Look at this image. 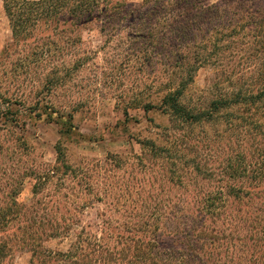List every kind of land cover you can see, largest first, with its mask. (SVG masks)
<instances>
[{"label": "rangeland", "instance_id": "1", "mask_svg": "<svg viewBox=\"0 0 264 264\" xmlns=\"http://www.w3.org/2000/svg\"><path fill=\"white\" fill-rule=\"evenodd\" d=\"M110 1L138 6L143 0ZM98 26L61 27L54 32L52 27H39L35 37L16 43L0 2V90L4 97H11L10 110L19 114L14 124L0 117V206L11 205L10 194L17 192L14 199L21 205V216L14 226L32 227L3 264H63L57 252L72 248L82 231L83 237L95 234L112 247L117 240L136 239L126 226L143 221H156L153 226L157 225L164 240L160 250L169 252L170 240L164 228L190 232V227L204 222L203 237L210 240L200 252L203 264H264V239L256 231L263 220V202L217 205L215 210H220L221 217L214 224H209L208 207L203 203L209 192L224 193V181L232 168L226 166L233 163L229 159L241 155L251 162L252 143L246 140L245 131H239L241 137L237 138L230 134L229 123H212L196 126L192 133L187 132L189 137L185 132L181 137L171 136L167 115L156 111L146 114L139 107L146 102L158 103L168 88L177 85L163 50L158 55L151 53L144 39L133 35V27L116 33L100 32ZM237 32L240 35L223 40L219 35L216 40L202 38L184 52L197 67L184 100L193 103L209 90L217 66L200 63L209 52L225 48L228 54L220 63L226 68L252 64L249 58L254 52L246 43L249 39ZM235 54H240L238 60ZM4 103L2 106H7ZM68 114L73 131L61 133V123ZM234 138L244 141L234 142ZM146 140L168 147V154L177 150V154L186 155L185 160L192 157L200 161L202 170L211 177L202 180L188 171L190 161L183 166V160L177 159L180 163L172 166L164 157L167 153L160 155L141 144ZM57 143L63 148L65 162L74 168V176L36 181L40 171L57 164ZM178 174L182 176L179 181ZM170 179L182 184H171ZM177 198L181 204H176L173 213L171 201ZM183 214L202 217L193 220L183 218ZM70 222L74 225L65 236L53 237V228ZM253 227L256 232H252ZM150 233L142 238L153 237Z\"/></svg>", "mask_w": 264, "mask_h": 264}, {"label": "trees", "instance_id": "2", "mask_svg": "<svg viewBox=\"0 0 264 264\" xmlns=\"http://www.w3.org/2000/svg\"><path fill=\"white\" fill-rule=\"evenodd\" d=\"M0 2L9 23L12 38L16 40V43L35 37L39 27L43 30L52 27L54 32L61 27L88 29L85 27L99 23L100 32L107 30L120 33L123 29L133 27L135 29L133 35L143 38L151 53L158 55L160 50H163L162 56L166 58L169 72L176 75L177 85L168 88L158 103L146 102L139 107L146 114L156 111L167 115L171 124V128L167 130L175 138L177 135L183 136L181 135L183 132L189 137L196 126L212 123L226 125L229 123L230 134L236 135L237 138L241 137L239 131H245L246 140L252 143L251 162L246 161L247 158L245 159L244 156L240 157L241 155L229 159L233 163L228 161L226 166L228 169L232 168L226 175L225 181L223 180L224 193L218 190L212 194L209 192L204 196L203 203L208 207L206 212L211 219L209 224H214L216 218L221 217L220 210H215L219 207L217 205L223 207L227 202L231 204L243 202L255 204L260 202L261 204L263 202L261 204L263 220L259 222L257 230L252 228V232L258 231L264 239V0H219L217 2L143 0L138 6L113 3L110 0H0ZM237 31H242L243 39L247 37L249 39L246 43L247 49L254 52L252 58H249L252 64L226 68L227 66L220 63L221 57L225 58L228 54L225 48H219L217 52H209L201 57L200 62L214 63L217 66V74L211 81L209 90L201 99L193 103L190 100H184L187 85L197 69L187 59L188 53L184 52L202 38L208 41L209 38L206 39V37L210 36L216 40L219 35L218 37L223 40L236 35ZM195 52L197 53L193 51ZM238 55L240 54L234 55L237 60ZM240 58L242 59V56ZM10 100L11 97H4L0 90V117H6V121L14 124L17 123L19 114L10 110L8 106ZM3 102L7 103V106H2ZM71 121L72 116L68 114L66 120L61 123V133L73 131L74 126ZM187 132L190 133L187 134ZM240 140L244 141L241 138H234V142ZM141 144L150 147L153 152L167 153L164 157L170 159L172 166L180 163L177 159L183 160L180 163L183 166L190 161L192 165L188 171L191 170L190 172L202 180L211 177V174L205 172L206 170H202L205 168L200 161L196 162L192 157L185 160L186 155L177 154V150L173 154H168V147L159 146L150 140ZM55 151L57 164L53 166V169L40 171L35 176L36 181H47L56 175L61 178H66L67 174L74 176L75 170L65 162L64 151L60 144H56ZM61 169L63 171H60ZM170 172L176 171L170 170ZM175 177L180 179L182 176L178 174ZM169 182L174 185L181 183L177 181L174 183L171 179ZM36 184L33 189L34 194L38 193ZM16 194L17 192L10 194L11 205L0 206V264H3L11 254L16 243H23V235H27L32 230V227L28 225L14 226V221L21 216V205L14 199ZM180 202L179 198L174 202L171 201L170 210L173 213H176V204H181ZM63 208L67 211L64 205ZM170 214L173 215L172 212ZM195 217L199 219L202 216L198 214ZM172 218L174 219L175 216L173 215ZM183 218L196 219L186 215ZM154 224L143 221L133 227L126 226L127 232L133 236L137 235L136 239L131 238L124 243L117 240L112 247L107 246V243L102 242V239L95 234L90 233L83 237L82 231V236L75 240L72 248L57 252V256L63 264H203L204 260L200 252L209 244L210 238L203 237L205 229L202 224L190 227V232L183 231L181 228L177 230L164 228L170 240L169 252L160 250L159 244L164 243V240H161L163 233H160L157 225L153 226ZM72 225H74L73 222H70V224L64 223L61 228H53V237L65 236ZM186 227L189 228L187 225ZM210 231H213V227ZM148 232H151L150 235L153 237L145 241L146 238H142V234ZM181 238L190 241L188 243L191 244L181 242ZM37 245H33L30 250L33 252ZM120 246L121 248H118ZM189 247L192 248L189 250ZM255 264L261 263L257 261Z\"/></svg>", "mask_w": 264, "mask_h": 264}]
</instances>
